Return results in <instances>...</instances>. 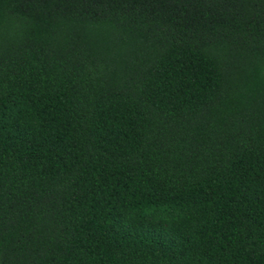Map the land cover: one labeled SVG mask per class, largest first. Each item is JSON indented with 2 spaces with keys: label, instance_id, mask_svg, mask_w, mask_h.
I'll return each instance as SVG.
<instances>
[{
  "label": "trees",
  "instance_id": "16d2710c",
  "mask_svg": "<svg viewBox=\"0 0 264 264\" xmlns=\"http://www.w3.org/2000/svg\"><path fill=\"white\" fill-rule=\"evenodd\" d=\"M0 264H264V0H0Z\"/></svg>",
  "mask_w": 264,
  "mask_h": 264
}]
</instances>
